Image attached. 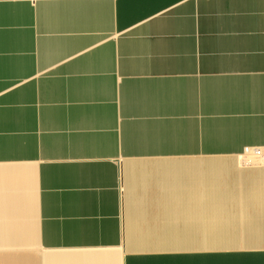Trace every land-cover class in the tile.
Here are the masks:
<instances>
[{
	"label": "crops",
	"instance_id": "1",
	"mask_svg": "<svg viewBox=\"0 0 264 264\" xmlns=\"http://www.w3.org/2000/svg\"><path fill=\"white\" fill-rule=\"evenodd\" d=\"M264 0H0V264H264Z\"/></svg>",
	"mask_w": 264,
	"mask_h": 264
},
{
	"label": "built area",
	"instance_id": "2",
	"mask_svg": "<svg viewBox=\"0 0 264 264\" xmlns=\"http://www.w3.org/2000/svg\"><path fill=\"white\" fill-rule=\"evenodd\" d=\"M242 153L245 159H253L256 162L264 163V148H245Z\"/></svg>",
	"mask_w": 264,
	"mask_h": 264
},
{
	"label": "rangeland",
	"instance_id": "3",
	"mask_svg": "<svg viewBox=\"0 0 264 264\" xmlns=\"http://www.w3.org/2000/svg\"><path fill=\"white\" fill-rule=\"evenodd\" d=\"M257 147H259V148H264V146H256V147H250V146H247V147H245V148H257ZM245 148H243V150H244ZM243 150H242V152H243ZM241 161L244 162L245 164H247L248 166L264 165V163H261V162H258V161L256 162V161L253 160V159H245V158L243 157V153H241Z\"/></svg>",
	"mask_w": 264,
	"mask_h": 264
}]
</instances>
